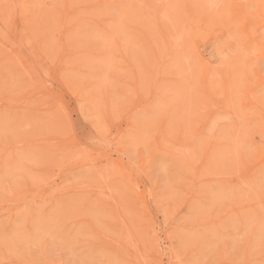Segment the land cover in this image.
Segmentation results:
<instances>
[{"label":"rangeland","instance_id":"1","mask_svg":"<svg viewBox=\"0 0 264 264\" xmlns=\"http://www.w3.org/2000/svg\"><path fill=\"white\" fill-rule=\"evenodd\" d=\"M0 264H264V0H0Z\"/></svg>","mask_w":264,"mask_h":264}]
</instances>
